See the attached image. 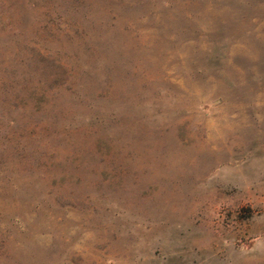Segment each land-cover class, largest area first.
<instances>
[{"label": "rangeland", "instance_id": "374dc122", "mask_svg": "<svg viewBox=\"0 0 264 264\" xmlns=\"http://www.w3.org/2000/svg\"><path fill=\"white\" fill-rule=\"evenodd\" d=\"M0 264H264V0H0Z\"/></svg>", "mask_w": 264, "mask_h": 264}]
</instances>
